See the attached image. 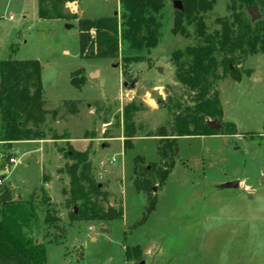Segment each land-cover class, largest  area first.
<instances>
[{"label": "rangeland", "instance_id": "obj_1", "mask_svg": "<svg viewBox=\"0 0 264 264\" xmlns=\"http://www.w3.org/2000/svg\"><path fill=\"white\" fill-rule=\"evenodd\" d=\"M175 1L184 7L183 0H165L155 16L153 49L121 41L117 57L85 59L78 21L39 18L37 0H0V61L41 62L46 110L40 127L44 139H39L44 142L16 148L20 141L0 142V170L10 171L9 179L2 178L0 196L8 190L14 201L35 203L37 220L26 231L45 243L47 264H264V194L242 200L234 186L217 187L239 181L237 175L264 185V4L258 5L261 18L253 21L238 0H215L212 9L184 19L183 31L175 32L181 10ZM119 3L81 0V18L113 16ZM239 15L241 43L234 53L228 48L216 53L210 96L218 92L223 118L207 123L221 126L209 135L180 137L175 153L162 155L158 148L167 142L157 134L173 133L176 116L199 98L198 90L179 82L173 53L202 43L197 19L207 33H221L227 23L240 34ZM233 67L242 73L240 81L231 76ZM129 104L137 107L132 140H126L124 123ZM72 149L88 153L92 176L110 204L124 209L121 220L70 219L64 191L70 182L66 168L76 162L68 156ZM172 160L174 168L160 184ZM43 176L50 181L46 193L57 218L48 223ZM154 199V210L143 220ZM136 245L141 257L125 262L126 248Z\"/></svg>", "mask_w": 264, "mask_h": 264}, {"label": "trees", "instance_id": "obj_2", "mask_svg": "<svg viewBox=\"0 0 264 264\" xmlns=\"http://www.w3.org/2000/svg\"><path fill=\"white\" fill-rule=\"evenodd\" d=\"M77 0H38L39 18L43 20L61 19L77 20L79 27L80 56L85 59L115 58L119 55L121 41L133 47L149 50L158 44L154 28L156 14L165 7V0H120L121 16L113 15L99 18H79L72 5ZM236 2V0H233ZM241 6L264 4V0H238ZM184 7L175 19V32H181L184 19L191 21L195 13L212 9L215 0H183ZM197 30L202 43L176 50L172 58L180 71L176 76L184 85L198 90V102L187 112L179 113L175 119V131L157 134L166 144L158 148L162 155H172L178 147L180 137L209 135L212 128L207 119L223 118V108L215 90L213 96V76L218 67L216 53L230 49L234 53L241 43V28L244 24L241 15L236 16L239 33L232 30L227 23L223 24V32L211 34L206 32L201 18L197 19ZM250 28V25L248 26ZM184 58L187 61H184ZM233 56L226 64L233 65ZM234 80L243 77L237 67L230 69ZM249 72L247 75H250ZM180 106V105H179ZM137 107L129 104L124 109L126 140L135 137L133 122ZM171 111V109H169ZM46 121L44 109V86L42 80V64L37 59H17L10 57L0 61V142L11 144L23 140L44 139L41 125ZM162 150V151H161ZM68 156L76 162L66 168L70 177L69 188L65 190L66 206L71 209L70 219L74 221H114L124 216L123 208L110 204L109 196L92 176V164L87 152L72 149ZM175 165L172 160L169 168L160 174V184L168 179ZM62 172V170H61ZM44 185L42 203L46 206V223L56 221L52 213V201L47 195ZM156 199L146 208L143 220L154 210ZM77 210V211H76ZM37 220L35 203L32 200L14 201L9 191L0 196V264H47L45 243L31 238L26 230ZM142 255L139 245L127 247V261L136 260Z\"/></svg>", "mask_w": 264, "mask_h": 264}, {"label": "crops", "instance_id": "obj_3", "mask_svg": "<svg viewBox=\"0 0 264 264\" xmlns=\"http://www.w3.org/2000/svg\"><path fill=\"white\" fill-rule=\"evenodd\" d=\"M80 1L81 0H77L74 3H72V5L74 6V8L77 11V14H78L79 18H81V14H80V9H81V7H80ZM37 5H38V0H37ZM120 8H121V5L119 3V8H117V9L120 10ZM118 10L116 12H118ZM11 16H13V19H14V15L12 14ZM20 20H21V22L23 21L22 18ZM75 21H77V20H75ZM42 141L44 142V140H39V139H37V140H23V141H20V142L15 143L16 144L15 145V148L16 147H21V145L24 144V143H31L32 144V143H37V142L39 143V142H42ZM19 161L20 160L16 158V163H13V164H17V163H19ZM0 176H1V179L3 178L5 180H7V179L10 178V171H8L6 169H1L0 170ZM237 179H239V181L232 182V181L227 180V181H225L223 183L217 184V187L218 188H222V189H226V188H229L230 186H234L235 190L238 193V197L239 198H242V200H243V197L254 198V196H256L257 194H262V195L264 194V185L256 186L255 184L251 183L250 180L248 179V177H246V176H243L242 177V176H238L237 175ZM49 183H50V181H48V182L45 183L46 190H47V186H48ZM237 187L239 189H236ZM10 190H11L13 196L16 195L15 192H14V186L13 185H12V187H11ZM32 191L33 190H31L29 193L31 194ZM248 195L250 197H248ZM92 238H96V237H92ZM37 240L43 242L39 238H37ZM143 251L146 252V250H143ZM125 262H126V259H125Z\"/></svg>", "mask_w": 264, "mask_h": 264}, {"label": "water", "instance_id": "obj_4", "mask_svg": "<svg viewBox=\"0 0 264 264\" xmlns=\"http://www.w3.org/2000/svg\"><path fill=\"white\" fill-rule=\"evenodd\" d=\"M175 7L179 8V9H182V8H183V6L181 5L180 1H175ZM246 10H247L248 13L251 15L253 21H256V20H258V19L261 18V14H260V12H259V8H258V6H256V5H248V6H246ZM115 15H117V12L115 13ZM66 27H67V28H71L72 25H71V24H66ZM125 85H126V83H125ZM208 125H209L212 129H214V128H219V127L221 126L220 124H216V123H208ZM177 150H178V149H177ZM153 190H154V191H157V188L154 187ZM76 211H77V210H76Z\"/></svg>", "mask_w": 264, "mask_h": 264}, {"label": "built area", "instance_id": "obj_5", "mask_svg": "<svg viewBox=\"0 0 264 264\" xmlns=\"http://www.w3.org/2000/svg\"><path fill=\"white\" fill-rule=\"evenodd\" d=\"M9 19L12 20L13 16H9ZM10 161L13 163H16V158L15 157H11ZM3 184V180L0 178V186Z\"/></svg>", "mask_w": 264, "mask_h": 264}]
</instances>
